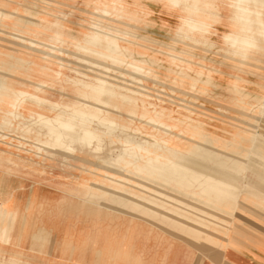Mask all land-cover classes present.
I'll return each mask as SVG.
<instances>
[{
    "label": "bare ground",
    "instance_id": "bare-ground-1",
    "mask_svg": "<svg viewBox=\"0 0 264 264\" xmlns=\"http://www.w3.org/2000/svg\"><path fill=\"white\" fill-rule=\"evenodd\" d=\"M117 1L136 5L137 11H128L115 4ZM86 2H94L101 10H92L91 22L85 23V44L68 56L74 99L63 106L50 99L48 104L45 102L48 112L56 114L52 122L40 125L45 128L47 141L35 140V147L59 168L68 170L74 166L70 158L76 155L99 158V144L95 147L94 141L99 142L103 133L125 148V158L117 156L112 165L102 166L104 173H98V183L69 190V197L43 199L32 209L17 205H11L10 211L0 209V264H22L28 255L33 256L32 250L41 254L46 246L51 249L54 262L59 263L71 259L69 264H158L157 253L170 248L169 254L172 252L174 257L168 254L167 264H184L188 256L182 249L184 244L199 249L207 260L205 264H233L236 258L229 254L226 244L234 221L243 220V214L249 216L250 208L264 213V0ZM159 2H164L161 14H169L177 21L171 44L161 57L174 66L166 70V75L175 67L196 74L191 80L181 76L180 82L168 87L170 92L194 95L199 89L196 95L206 98L215 89L214 80L223 82L222 98L215 101L217 107L213 105L223 119L222 125L212 127L201 117L192 118L186 108L173 109L176 99L169 94L152 103L151 91L136 83L139 78L148 82L141 77L137 65H129L127 79L117 77L123 62L117 45L127 43L126 49L134 46L137 53H147L142 45L132 44L130 36L136 34L135 23L147 19L146 13L139 10L142 5L154 7ZM7 4L8 0L4 5ZM47 6L52 8L49 12ZM108 9L122 16L112 20L111 27L124 28L125 34L98 26ZM221 9L229 17L227 23L221 22ZM58 10L51 5L37 10L25 8L22 14L30 18H23L10 17L0 7V37L24 48L13 53L0 50V99L14 98L11 93L15 92L7 86L14 70L33 71L18 54L45 50L41 56L50 53L51 57L60 58L62 50L55 39L42 40L45 34L41 33L33 39L23 36L29 27L38 29L34 20L40 19L41 14L45 15L42 20L51 35H62L66 25ZM5 26L10 30L6 31ZM143 28L147 27L140 29ZM220 33L224 47L221 70L203 63L204 56L213 49L210 44ZM39 74L49 76L45 72ZM251 78L259 81L247 89ZM197 81L200 86L193 91ZM151 83L156 86L159 82ZM177 100L183 101L179 97ZM40 134L38 131L34 136ZM132 140L138 143V152H132ZM21 141L31 143L23 137L17 139L16 145L14 141L8 143L0 134V167L12 165L17 157L13 154L23 149ZM24 152L29 155L31 151ZM120 215L133 226L129 230L143 232L144 249L151 253L147 259L130 254L127 246L119 249L109 242ZM146 242L155 243L157 249L153 251ZM181 251L184 252L179 261L176 255Z\"/></svg>",
    "mask_w": 264,
    "mask_h": 264
},
{
    "label": "rangeland",
    "instance_id": "rangeland-1",
    "mask_svg": "<svg viewBox=\"0 0 264 264\" xmlns=\"http://www.w3.org/2000/svg\"><path fill=\"white\" fill-rule=\"evenodd\" d=\"M99 1L104 2L105 0ZM6 2L7 0H0V7L5 11L4 13L11 15L10 17L23 15L22 10L25 8L37 10L45 5L54 6L57 10L59 9L57 12L60 11V14L64 17H60L63 19L62 23L65 22L64 24L66 25L62 28V35H51L52 32L49 29V26L42 20V17L45 15L40 13L41 18L38 19L39 21L34 20L38 23V29L29 27L28 32L24 33L23 36L28 39H33L35 34L41 33L45 34V37H41L42 40L52 41L51 39H55L56 44L62 50L59 54L60 58H58V56L51 57L50 53H48L46 57L41 56L45 53V50L37 51L38 53L30 50L29 54H18L26 61L27 65H30V67L33 68V71H26V68L16 69L17 71L14 70L9 77V82H7V86L15 92L11 93V97L14 96V98L3 99L2 97L0 99V134L7 138L8 143L14 141L15 145L17 144V139L21 137L29 139V142H31L25 143L24 141H21L20 144L23 145V149L13 154L17 157L16 159L13 158L12 165L7 166L8 168L0 167V209L10 211L12 208L11 205H17L16 207L21 208L28 206H30L31 209L37 208L43 199L52 201L59 197H69V190L91 187L92 184L100 181L101 177L98 176V173H104V168L102 166L112 165L114 163L113 159L117 156L125 158V148L121 146L120 143H115L114 140L110 141L106 134L101 133L102 137H99V142L94 141L95 147L99 144V158L93 160L88 155H76L75 157L70 158V162L74 165L73 168L67 170L59 168L55 161L53 162V160L51 161V159H47L45 152L38 150L37 146L35 147V144L37 145L35 140H38L41 143L47 141V138L44 137L45 128L41 129L40 125L44 122H52L56 114V112H48L46 108V105L48 104L47 100L50 99L59 106H63L69 104L70 102L68 101L74 99V96L71 94L74 87L73 85H70V79H72L71 77L73 76V73L70 70L71 66L69 64L68 56L71 55L73 51L75 52L76 48L85 44V40L88 38V35L84 33L86 28L85 23L87 24L88 22H91L89 16L92 13V10L96 9L100 11L101 8L94 5V2L93 4L87 3L86 0H8L9 4L4 5ZM162 3L164 2H159L158 5L154 7L148 3H145L147 6L142 5V8L139 10L146 13L147 19L137 21L134 26L136 34L130 36L133 38L132 44L137 42L135 45H142L147 49L146 54L137 53L134 46H132L133 48L130 47L131 49H126L127 43L120 42L119 45H117L118 56L123 61L119 70V73L121 72L120 75L122 76L118 75L117 77L119 79H127L126 72L129 71V65H137L141 68V77H146L148 82L144 83L139 78L136 80V83L138 86H143L145 89L151 91L152 103H158L159 100H163L158 97H164L165 94H169L170 97H174V100L176 99L173 109L177 110L178 108H186L192 118L196 119L201 117L206 120V122L210 123L212 127H216V124L222 125L223 119L219 116L218 112L214 110L213 105L217 107L215 101L222 98L221 85L223 82L214 80V83L212 84H214L215 89L212 90V92L209 91L210 96L206 98L204 96L196 95L199 91V89L198 91L196 90L198 86H200V80L197 81L198 83H196L193 88V91H196L194 95L173 94L168 88L170 85L174 84L175 81L180 82L181 76H185L187 78L186 80H189L190 78H195L196 74L195 71L193 72V70L190 71L184 69V67H175L170 75H166L165 73L171 65L167 60H161V57L163 54H166L169 44H171L170 41L173 29L177 21H175L176 18H169V14H161L160 9L163 7ZM115 4L122 7L125 6L126 9L128 11L131 10V12L137 11L136 5L130 4L129 2L117 1ZM221 6L222 5H220V8ZM14 9L15 14L13 13ZM45 9L46 12H49L52 8L47 6ZM29 12L32 14H39L34 11ZM105 12L106 18L99 23L98 26L109 32L117 31L121 35L125 34L126 30L124 28L115 29L111 27L112 20L122 16L109 9L105 10ZM29 16L30 15H23V18H30ZM219 17L223 23L229 21V17L227 13L223 12V9H221ZM5 23L10 25L9 21H6ZM142 26H146L147 28L140 29ZM5 28L6 31L10 30L9 26H5ZM220 37L221 33L218 37H214V43L210 44V46L212 45L210 48L213 49H211V51H209L203 58V63L208 68L211 66L212 69L214 67H217L219 70L222 69L220 64L224 47L220 44ZM26 44L28 45V43ZM124 45L126 47H124ZM0 50L4 53H13L19 50H24V48L17 45L15 46V44L7 42L6 38L0 37ZM61 55H63V57H61ZM50 58L51 61H46V59ZM30 72L31 74H28ZM40 72H45L49 76L40 75ZM211 78L213 79V77ZM151 81L159 83L156 84V86H153ZM204 81L205 80H203V82ZM258 81L259 78H251L247 85V89L248 86L249 88L253 87ZM35 88L38 89L36 90ZM218 89H220V91L217 93ZM152 90L154 92H152ZM1 96L2 93H0V97ZM177 97L183 101L179 102ZM34 103H37L38 106H35ZM139 123L140 122H136L137 126H140ZM38 131L41 133L40 136H34ZM130 143L131 148L133 149L132 152H138V150H136L138 149V143H136V140H132ZM175 145L176 144H172V146ZM24 150H30L31 152L29 155H26ZM36 153H40L39 156L35 157ZM241 206L244 207V204ZM248 214H252L253 216L243 214L242 219L246 225H236L226 244L229 246V254L236 258L233 261V264H243L245 257L252 256L251 254L255 255L254 253H256V251L264 253V213H256L254 212V209L250 208ZM247 225L248 227H246ZM130 228L132 229L133 226L129 225L120 215L116 221L115 228L109 235V242L114 243V247H118L119 249L127 246L130 251H126L127 253L129 252L134 256L140 255V258L147 259L151 253H149L148 249H144L145 242L143 240L144 238H142L143 232H132V230H129ZM146 243H149L150 247L153 246L151 247L153 251L157 249L155 243ZM108 244L109 243L105 244V247H107ZM169 249L164 248V252L159 251V253H157L156 258L159 259L158 264H167ZM182 249L188 253V256L184 258V264H205L207 262L204 254L194 245L184 244V246L182 245ZM183 252L184 251H181L176 255V258L179 261H181ZM32 254L33 256L28 255L26 262L23 261L22 264H69L71 260L66 259L64 262L62 261L60 263L57 261L54 262L51 249L47 246L43 249L41 254H38L37 250H32ZM154 255L155 254H153V256ZM169 256L174 257L172 252H170Z\"/></svg>",
    "mask_w": 264,
    "mask_h": 264
},
{
    "label": "crops",
    "instance_id": "crops-1",
    "mask_svg": "<svg viewBox=\"0 0 264 264\" xmlns=\"http://www.w3.org/2000/svg\"><path fill=\"white\" fill-rule=\"evenodd\" d=\"M255 212V211H254ZM257 213V212H256ZM252 215V214H251ZM249 214V216H251ZM253 216V215H252ZM246 225L243 220H235L234 223H233V226H232V229L231 231L233 232V229L235 228L236 225ZM249 224V223H248ZM251 225V224H250ZM248 227V225L246 226ZM231 237V236H230ZM229 237V238H230ZM229 241V240H228ZM229 247V246H227ZM255 255L251 254L252 256H246L245 257V260L243 261V264H264V253L262 252H259V251H256V253H254Z\"/></svg>",
    "mask_w": 264,
    "mask_h": 264
}]
</instances>
